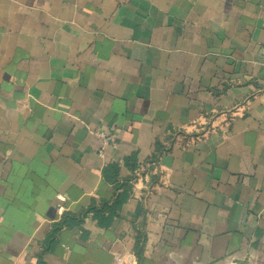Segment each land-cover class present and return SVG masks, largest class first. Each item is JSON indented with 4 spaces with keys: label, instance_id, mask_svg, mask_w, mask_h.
Returning a JSON list of instances; mask_svg holds the SVG:
<instances>
[{
    "label": "crops",
    "instance_id": "0c3cea01",
    "mask_svg": "<svg viewBox=\"0 0 264 264\" xmlns=\"http://www.w3.org/2000/svg\"><path fill=\"white\" fill-rule=\"evenodd\" d=\"M115 254L264 264V0H0V264Z\"/></svg>",
    "mask_w": 264,
    "mask_h": 264
},
{
    "label": "built area",
    "instance_id": "2783aa9c",
    "mask_svg": "<svg viewBox=\"0 0 264 264\" xmlns=\"http://www.w3.org/2000/svg\"><path fill=\"white\" fill-rule=\"evenodd\" d=\"M97 135L102 139V142L104 144L107 143H114V138L111 135L99 132ZM111 264H130V262H127L126 259L121 254H115L113 256V261Z\"/></svg>",
    "mask_w": 264,
    "mask_h": 264
}]
</instances>
